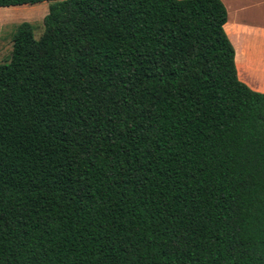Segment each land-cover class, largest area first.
Wrapping results in <instances>:
<instances>
[{
    "label": "trees",
    "instance_id": "trees-1",
    "mask_svg": "<svg viewBox=\"0 0 264 264\" xmlns=\"http://www.w3.org/2000/svg\"><path fill=\"white\" fill-rule=\"evenodd\" d=\"M49 2L0 63V264H264V94L221 0Z\"/></svg>",
    "mask_w": 264,
    "mask_h": 264
},
{
    "label": "crops",
    "instance_id": "crops-1",
    "mask_svg": "<svg viewBox=\"0 0 264 264\" xmlns=\"http://www.w3.org/2000/svg\"><path fill=\"white\" fill-rule=\"evenodd\" d=\"M224 31L232 44L238 79L264 94V0H221Z\"/></svg>",
    "mask_w": 264,
    "mask_h": 264
},
{
    "label": "rangeland",
    "instance_id": "rangeland-1",
    "mask_svg": "<svg viewBox=\"0 0 264 264\" xmlns=\"http://www.w3.org/2000/svg\"><path fill=\"white\" fill-rule=\"evenodd\" d=\"M49 5V2H43L32 6L0 8V63L9 58L11 40L18 25L29 23L35 37L42 34V20L48 12Z\"/></svg>",
    "mask_w": 264,
    "mask_h": 264
}]
</instances>
